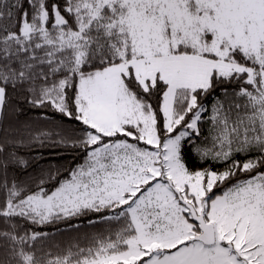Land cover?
I'll list each match as a JSON object with an SVG mask.
<instances>
[{
	"label": "snow or ice",
	"instance_id": "obj_1",
	"mask_svg": "<svg viewBox=\"0 0 264 264\" xmlns=\"http://www.w3.org/2000/svg\"><path fill=\"white\" fill-rule=\"evenodd\" d=\"M0 264H264V0H0Z\"/></svg>",
	"mask_w": 264,
	"mask_h": 264
},
{
	"label": "trees",
	"instance_id": "obj_2",
	"mask_svg": "<svg viewBox=\"0 0 264 264\" xmlns=\"http://www.w3.org/2000/svg\"><path fill=\"white\" fill-rule=\"evenodd\" d=\"M29 117L36 119V113L35 112H29L27 114ZM49 116L52 117L53 122L58 121L59 120V116H53L51 113H49ZM42 125L44 126H49L46 124V122L42 121L41 122ZM204 131L208 132V128L207 130L204 129ZM43 152L44 155V159L40 160V167H44L47 168L49 166H60V165H65L69 160H71L72 157V153L70 152H65L63 150H57L59 151L61 154L57 155L55 153L50 152L49 150H41ZM35 153H33L34 155ZM38 170V169H37ZM29 171H33V169H29ZM61 228H63L64 226L61 225ZM81 231L85 232V231H91V229H88L86 227H84V224H81ZM75 233L73 232H69V231H65L62 237H58V239H67L71 236H74Z\"/></svg>",
	"mask_w": 264,
	"mask_h": 264
},
{
	"label": "rangeland",
	"instance_id": "obj_3",
	"mask_svg": "<svg viewBox=\"0 0 264 264\" xmlns=\"http://www.w3.org/2000/svg\"><path fill=\"white\" fill-rule=\"evenodd\" d=\"M207 128H208V125H207V124L203 125V130H204V129H206V130H207ZM204 132H205V134H207V132H206V131H204Z\"/></svg>",
	"mask_w": 264,
	"mask_h": 264
}]
</instances>
